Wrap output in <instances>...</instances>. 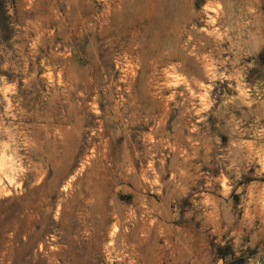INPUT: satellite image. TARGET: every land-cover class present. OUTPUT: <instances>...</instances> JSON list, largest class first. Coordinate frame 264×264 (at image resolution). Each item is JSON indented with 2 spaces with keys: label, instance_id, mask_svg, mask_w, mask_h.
Listing matches in <instances>:
<instances>
[{
  "label": "rangeland",
  "instance_id": "obj_1",
  "mask_svg": "<svg viewBox=\"0 0 264 264\" xmlns=\"http://www.w3.org/2000/svg\"><path fill=\"white\" fill-rule=\"evenodd\" d=\"M228 2L2 0L0 264H264V0Z\"/></svg>",
  "mask_w": 264,
  "mask_h": 264
},
{
  "label": "bare ground",
  "instance_id": "obj_2",
  "mask_svg": "<svg viewBox=\"0 0 264 264\" xmlns=\"http://www.w3.org/2000/svg\"><path fill=\"white\" fill-rule=\"evenodd\" d=\"M228 1V0H227ZM231 0H229L228 3H230ZM229 13V12H228ZM226 15V14H225ZM229 15V14H228ZM227 16V15H226ZM216 17V16H215ZM232 17V16H231ZM218 18V17H217ZM229 20V19H228ZM213 21H217V19L213 18ZM219 21V20H218Z\"/></svg>",
  "mask_w": 264,
  "mask_h": 264
},
{
  "label": "trees",
  "instance_id": "obj_3",
  "mask_svg": "<svg viewBox=\"0 0 264 264\" xmlns=\"http://www.w3.org/2000/svg\"><path fill=\"white\" fill-rule=\"evenodd\" d=\"M2 10V0H0V11Z\"/></svg>",
  "mask_w": 264,
  "mask_h": 264
}]
</instances>
